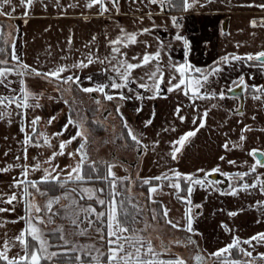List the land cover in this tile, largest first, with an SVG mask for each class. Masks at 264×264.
I'll return each mask as SVG.
<instances>
[{
	"label": "crops",
	"instance_id": "0c3cea01",
	"mask_svg": "<svg viewBox=\"0 0 264 264\" xmlns=\"http://www.w3.org/2000/svg\"><path fill=\"white\" fill-rule=\"evenodd\" d=\"M89 2L91 0H33L32 5L27 6L21 5L19 0H12L10 5H5L0 9V12L5 13L0 14V49H2L0 60L7 61V64H2L0 67L16 70L20 64H27L38 71L46 72L59 65H72L81 60L87 63L89 54L94 61L97 57L100 60L108 57L104 64L94 62L87 68H70L68 72L62 74L79 76L81 78L79 86L73 85L81 91L82 87L108 83L109 76L116 77L117 74L110 70L111 63L115 62L112 60L113 56H116V61L127 59L129 62H138L145 51L152 53L161 51L158 63L163 72V82L160 84L158 94L154 89L138 87L139 82L152 84L145 73L154 71L156 62L148 67L134 70L132 80L126 88H106L105 91L114 96L111 101L105 100L103 94L99 92L84 93L94 99L91 100L93 103L99 100L98 108L111 110L119 127H124L126 122L139 136L141 144L137 145L133 142L131 146H125L126 135L125 138L122 137L125 147L118 149L121 151L118 155V150L115 152L110 148L113 141L110 136L100 142L107 136L103 134L99 139L94 136L90 146H96L105 156L112 152L107 164L116 166L113 171L118 178L115 181L118 192L127 191L131 185H134L132 184L134 180L143 183L145 179L155 180L154 177L165 174L173 177V170L182 174H194L199 179H204L205 172L209 173L203 186L192 185L191 194L187 191L188 182L181 179L180 190L167 193L169 195L171 193L170 196L176 199L173 204L169 203L168 199L165 200L164 195L152 200L154 201L152 205L156 206L155 211L154 208L150 210L149 201L142 203L145 219L156 221L158 228L161 226L164 229L166 239L177 240L176 245L167 241L164 245L155 244L153 240L155 241L156 234H152L151 228L147 229L146 225L145 231L141 232V238L145 239L142 240L144 241L142 251H146L147 241H151L155 252L159 248L168 252L161 258L151 256L146 259L175 261L179 258L185 261V264H223L227 259L239 260L245 264H264V259L260 258V254L264 253V244L255 241L250 244H240V248L252 252L251 257L243 255L239 248L230 250L224 257L217 258L211 255L232 243L233 238H239L242 242L259 232H264V167L257 165L255 172L251 170V166L258 159V154L264 153V93L251 87L264 86V67L261 66L260 61L245 59L229 60L225 63L221 60L224 56L245 57L247 54L264 51V8L259 7L264 4V0H195L187 11L183 9L179 0L175 6L166 5L163 10L160 3L153 4L150 0H104V6L108 10L103 13L99 5L87 7ZM25 12L28 13L27 16L24 15ZM172 17H176L175 22ZM252 21H255V26ZM145 28L150 31L143 32ZM121 29L126 33L137 34L138 43L127 48L121 47V52L126 53V56L112 53V46L109 44L110 40L123 36ZM177 35L182 36L183 39L176 40ZM184 39L188 41L187 48ZM13 43L19 62L11 58ZM132 57H137V60H132ZM185 60L194 67L204 70L205 73L212 67L221 69L220 72L209 76L208 82L201 89L202 94H208L207 98L190 99L191 94L185 95L183 86L168 91L172 84L179 83V73L175 71V66L183 64ZM106 68L109 69L107 72L104 71ZM251 69L254 71L253 75ZM255 70L258 73H255ZM241 75L248 85L247 88L244 87L242 102L239 96L229 94L228 90L236 85L234 81H238ZM8 76L4 79L3 85H0V97H14L19 103L23 100L22 93L19 95L5 93V89L10 88L8 86L10 84H5V81L11 83L12 80ZM26 76L28 79L24 80V85L33 93L27 101L30 107L18 108L16 103L9 104L8 101L4 102L8 105L7 108L0 105V111L9 113L0 119V169L12 166L6 172L0 171V201H3L0 202V208L7 209L5 212H0V245L4 239L13 238L25 228L24 221L19 219L25 215L22 198L24 185H18L16 182L39 180L44 175V168L51 171L57 166V171L63 169L61 173L63 178L69 171V166H74L79 159L78 155L71 157L67 153L75 152L82 142L77 138L67 145L65 155H57L51 164L45 163L53 152L60 151V141L68 140L75 135L76 128L72 125L64 130L69 116L79 123L82 120L79 116L70 113L69 100L60 92L58 85L43 77L31 74ZM89 76L92 77L91 80L87 79ZM141 78H144L143 81ZM157 79L160 77L158 76ZM221 91L225 93L223 99L218 95ZM119 93H123L126 99H120ZM211 93L217 95L213 97ZM257 95L261 99H253V96ZM71 98L76 102L75 97ZM36 104L40 106L36 107ZM118 107L119 112H117ZM177 108L180 109L179 113L176 111ZM205 112L208 113L207 116H204ZM180 116L184 117L183 121L180 120ZM35 117H40V120L33 125L32 120ZM53 117L55 119H52ZM87 118L88 116L84 122ZM201 119L204 121L202 128L199 126ZM49 120L52 122L49 123ZM148 120L152 123L145 126ZM82 125L87 136L86 124ZM33 128L36 130L33 131ZM197 128L199 131L196 135L184 144L177 153V158L172 159V151L180 147L173 142L184 133L195 131ZM125 130L127 134L128 130L126 128ZM58 132H63V135L55 136L54 133ZM42 133L44 135H41ZM241 134L245 137L244 140L240 139ZM26 135L32 138L31 144L24 143ZM45 136L51 147L44 143ZM225 143H228V149L223 147ZM37 144L39 146H36ZM25 149H27V159L24 158ZM253 149L257 150L255 156L249 155ZM221 156L225 159L221 160ZM228 161L235 163L230 164ZM37 162L42 165L40 171L29 169L26 177L22 175L25 165L31 166ZM216 167H219L220 171L211 172ZM199 169H203L204 172L198 171ZM223 172L229 173V176L221 175ZM236 173H247V175L240 178L235 175ZM213 174L217 175V178H210ZM125 177L127 179H123ZM156 182L167 185L175 183L176 180L173 177L172 180L162 179ZM92 184L90 181L72 183L67 185V190L76 188L79 191L81 187L92 186L99 189L102 186ZM151 184L154 187V183ZM244 184L257 186L242 190ZM233 188L236 189V195L231 194ZM29 191L33 193L37 202L39 194L32 188ZM13 193L17 194L18 198L10 205L6 201ZM97 195L101 199L108 200L104 192ZM29 200L31 201L32 198L29 197ZM42 200L48 199L42 198ZM80 201L85 202L82 206L91 204L98 212L106 210L105 205L97 204L94 200L80 199ZM73 209L75 208H71L70 211ZM230 212L237 214L231 216ZM152 216L156 217L152 219ZM189 218L192 231L187 230ZM92 219L95 220V217L93 216ZM99 222L96 221V227ZM174 224L178 226L173 227ZM88 229L89 233L99 235L95 228ZM131 232L137 235L133 229ZM125 235L133 234L125 233ZM99 248L107 251V245L104 243ZM17 254L23 255L18 242L9 252V256ZM196 256L201 257L199 262L195 259ZM69 262L75 264V261L59 263L56 260L42 264H69Z\"/></svg>",
	"mask_w": 264,
	"mask_h": 264
},
{
	"label": "snow or ice",
	"instance_id": "6c2138e0",
	"mask_svg": "<svg viewBox=\"0 0 264 264\" xmlns=\"http://www.w3.org/2000/svg\"><path fill=\"white\" fill-rule=\"evenodd\" d=\"M21 5H27L31 6L33 3V0H19ZM151 3H160L162 10L163 7L166 5L175 6L177 3V0H150ZM195 0H179V3L182 5L183 9L185 11L189 10L192 6ZM12 3V0H0V9H3L5 5H10ZM93 5H99L101 8V12H105L108 9L104 6V0H91L86 6L91 8ZM259 7L264 8V4L259 5ZM15 9H13L14 11ZM0 14H5L3 12H0ZM7 15H11V13H6ZM25 16L28 15L27 12L24 13ZM173 22H175L176 17H172ZM253 26H255V21H252ZM150 30L148 28L143 29V32L147 33ZM121 32L123 33L122 37H117L114 40H110L109 44L111 47V52L114 54H119L121 56H126V53L121 52V47L127 48L132 44L138 43L137 40V34L136 33H126L123 29H121ZM176 40L183 39L182 36L177 35L175 37ZM93 40H95V37H93ZM184 45L187 48L188 47V41L184 39ZM14 43H13V51L11 53V58L14 61L19 62V58L15 53L14 50ZM2 51V49H0ZM161 58V51L157 50L154 53L145 51L142 57L139 58L138 62H129L127 59H120L116 61V56L112 57V60L115 61L111 63L110 70L114 73H116V77L109 76L108 83H98L94 87H82L81 91L85 93H91V92H99L103 94V97L105 100L111 101L114 99L113 95H109L105 89L111 88V89H123L128 86V83L130 80H132L133 72L136 69L139 68H145L153 64L154 62L157 63V66L154 71L146 72L145 76L148 80L152 81V84L149 85L145 82H139L138 87L145 88V89H154L156 93H159L160 84L163 82V72L161 70V67L159 66V61ZM108 57H105L104 60H100L97 57V60L94 61L92 59V55L89 54L87 56V63H85L83 60L74 63L72 65H59L53 70H49L46 72L38 71L36 68L30 67L27 64H20V67L16 70L17 74L21 77L26 75H35L37 77H43L46 79H56L59 81H62L64 84L69 85L68 91H71V85L75 84L79 86L80 77L73 75H67L63 76V73H66L69 71L70 68H87L90 64L94 62H99L101 64L105 63V60H107ZM260 61V64L262 67H264V51L255 53V54H247L245 57L239 56V55H231V56H224L221 58V60L225 63L229 62V60L233 61ZM132 60H137V57H132ZM218 63V62H217ZM7 64V61L0 60V65ZM109 69H104L105 72H107ZM13 69L7 68V67H0V84L4 83V79L7 77V74L9 72H12ZM175 71L179 73V83L172 84L168 91L171 92L175 89H180L181 86L184 88L185 95H189L190 99H205L207 98L208 94H202L201 89L204 87V85L208 82L209 76L214 75L221 71L219 67H212L207 73H205L204 70L200 68H196L190 63H188L187 60L184 61L183 64H180L179 66H175ZM193 73L199 74L198 76H193ZM160 77V79H157V77ZM88 80H91L92 77H87ZM144 78H141V81H143ZM119 81V82H118ZM21 88L20 92L23 94V100L19 103L16 102L14 97H0V105H3L4 108H7L8 105L5 104V101H8L9 104L16 103V106L18 108L23 107L27 108L30 107L28 104L29 97L33 96V93L27 90L26 86L24 85V80L21 79ZM171 83V82H170ZM234 84L236 86L243 85L245 88L248 87V85L245 82V78L243 75H241L238 79V81H234ZM254 90L264 93V86H260L257 88L255 85L251 86ZM231 91V89H228ZM211 96H216V93H211ZM219 97L221 99L225 98V93L221 91L219 94ZM120 99H126V97L123 95V93H119ZM139 98V97H137ZM253 99H261L260 96H253ZM67 103V101H65ZM97 104H99V100L96 101ZM36 107H39V104L35 105ZM139 111V109H137ZM177 113H179L180 109L177 108ZM117 112H119V107L117 108ZM9 113H6L4 111H0V119H3L5 115H8ZM208 113L205 112L204 116H207ZM123 119V117H121ZM181 121L184 120L183 116L179 117ZM52 119H55L53 117ZM40 120V117H35L32 120V124L35 125ZM52 121L49 120V123ZM196 121L194 120L193 123ZM152 121L148 120L145 122V126L151 124ZM72 125L76 128V132L74 136H71L68 140H62L59 143V152H53L52 156L49 157L48 161H45V163L51 164V161L54 157L57 155H65V149L67 145L71 144L73 141L77 140V138L81 139V143L79 147L75 150V152H68L67 155L71 157L79 156V159L76 161L74 166H69V171L64 174L63 178H61V173L63 172V169H60L57 171V167H53L51 171H49L47 168L43 169L44 175L40 177L39 180H31V181H17L16 183L18 185H24L23 189V202L25 205L24 211L25 215L19 217L20 220L24 221L25 228H23L18 235L14 236L11 239H4L2 245H0V262H3V264H42L43 261H52L53 258L61 255H67L68 253H81L76 254L74 256L75 264H185V261L182 259L177 258L175 261H154L153 259H146V256H152L155 257L157 253L152 248L151 241H147V248L146 251H142L144 249V242L142 241V238L137 236L135 233L133 235H125V233H129L132 231L129 227L125 225L124 222L120 219V210L123 208V201H117L116 197L120 196L121 193L116 191V183L115 181L118 179L116 177L115 172L113 169L116 167L113 164H106L107 172L105 175L100 176L97 175L96 179H102L104 181H107L111 187V192L109 193V199L106 201L105 199H101L98 197L97 193H103V188H92V187H81L79 191H77L76 188H73L71 192L65 193L62 197L61 196H55L47 200L46 204L43 206V208L35 202V197L33 196V193L29 191V187L34 189L36 193H38L41 196H47L48 193L41 190L39 187L40 184H48V183H56L59 184L61 187H64L68 182H84L86 180H91L93 177L91 175H88L85 173V166L88 167L90 172L92 173H98L97 168V162L91 161L89 163L88 160V154L85 151V146L88 142V137L85 134V131L83 130V125L75 120L72 119L71 116H69L67 123L64 125V130H67L68 127ZM201 128L204 127V121L201 119L200 125ZM124 127L128 130L127 135L130 137V139L135 142V144L140 145L141 140L139 136L135 133V131L125 122ZM36 129L33 128V131ZM21 131L23 132V127L21 128ZM174 131V129H173ZM199 131V128H197L195 131H188L184 133L182 136L179 137L177 141H174V144L180 145V147L174 148V150L171 153L172 159L177 158V153L181 151V148L184 146V144L193 136L196 135V132ZM41 135H44L43 133ZM55 136L63 135V132L54 133ZM241 140H244L245 137L243 134L240 136ZM25 144H31L32 138L28 135L24 138ZM44 143L51 147L49 140L45 136ZM36 146H39L37 144ZM225 149H228L229 145L228 143H225L223 145ZM257 150L253 149L249 155H256ZM261 156H264V153H260ZM25 159H27V149H25ZM19 159V157H18ZM221 160H224L225 157L221 156ZM230 164H234L235 161H228ZM259 165L260 167H264V162H262L260 159L256 160V163L251 166V170L253 172L256 171V167ZM12 166L9 165L8 168L0 169V171L6 172L9 168ZM42 168V165L37 162L34 165H25L22 170V175L25 177L29 173V169L32 171H40ZM198 171L204 172L203 169H199ZM219 167L213 168L211 172H219ZM55 173V174H53ZM209 173H204V179L196 178L194 174H182L179 171L173 170V177L175 178L176 182L171 183L170 186L180 190V180L183 179L188 182V188L187 191L189 194L193 191L192 185H204L205 180L207 179V176ZM221 175L229 176V173L223 172ZM237 177L242 178L243 176L247 175V173H236ZM109 177L112 179L109 180ZM173 177H169L168 175L163 176H157L153 179L155 180H172ZM123 179H127L126 177ZM259 182V180H258ZM144 184H149V180L145 179L143 181ZM211 183V182H210ZM256 184L248 185L244 184L242 186V190L247 189L249 187H256ZM157 191L156 188L150 187L149 192L153 193ZM72 193H77L79 198L81 200L87 199L89 201H95V203L100 205H105L106 210L98 212L95 207H93L91 204L85 206H80L78 204V201L75 199H72ZM232 195H236V189L233 188ZM29 197L32 198V200H29ZM17 194L13 193L7 198V203L12 204L13 201L17 200ZM61 199L69 200V204L61 205V207L65 210V213L68 215V218L70 220L71 225L74 226V231L71 233L65 234L64 227L57 226L56 228L52 229L53 234H57L58 240L62 241V244L55 245V247H58L62 249V251H52L50 252L49 249L51 247H54L50 243V240L48 238V233L45 232V230L41 227V225H48V224H54L55 220L53 219L54 216L58 215V213L53 212V205L59 204ZM3 202V201H0ZM73 205H76L75 211H70ZM14 210V209H13ZM7 209L0 208V212H5ZM81 214H83V220L80 219ZM236 212H230L229 215L235 216ZM165 215H167V212H165ZM95 217V220L92 219V217ZM104 218L103 221H101V218ZM155 218V217H153ZM86 221L87 227L81 228V224ZM96 221H100L103 227H96ZM12 223H15L16 221H11ZM171 223V221H169ZM173 227H177L178 225H172ZM226 227V226H225ZM88 228H95V231L99 234V240L102 241L104 244L107 245V251H102L100 248H97L95 245H84V246H78L77 244L70 241L67 236H85L88 234ZM187 230L192 231L191 228V219L188 220ZM257 242L264 244V232H259L253 236H251L249 239L240 241L239 238H233L232 243H229L226 247L220 248L216 252L212 253L211 255L220 258L224 257L226 253H229L230 250L234 248H239V251L248 257L252 256V252L246 251L243 248H240V244H250L251 242ZM18 242L19 246L21 247L23 251V255L17 254L16 256H9V252L13 247L16 246V243ZM70 245V246H69ZM95 253V255H93ZM84 257H91L90 260L84 259ZM104 258V259H102ZM260 258L264 259V253L260 254ZM195 259L197 261L201 260L200 256H196ZM71 264V262H69ZM223 264H245V262H241L239 260H227L225 259L223 261Z\"/></svg>",
	"mask_w": 264,
	"mask_h": 264
},
{
	"label": "rangeland",
	"instance_id": "374dc122",
	"mask_svg": "<svg viewBox=\"0 0 264 264\" xmlns=\"http://www.w3.org/2000/svg\"><path fill=\"white\" fill-rule=\"evenodd\" d=\"M16 70L13 69L12 72H9L7 74V75L10 76V78L12 80L10 81L11 83H8V80L5 81L6 82L5 84H10V85H8V86H10V88H6L5 89V93L19 95L21 93L20 92V88H21L20 81H21V78L23 80H27L28 79L27 76H23V77L19 76L17 74ZM255 73H258V72L255 70ZM251 74L252 75L254 74L253 69H251ZM16 77H18V78L15 79ZM0 85H3V84H0ZM58 87L61 89L60 92L65 94V97L68 98L69 103L71 105V108L73 110V114L75 116H79L80 117V119L82 120L81 123L82 124L83 123L86 124L85 127L87 128V130H91V131L93 130V132L95 134L94 136L96 138H98V139L101 138V136L103 134H107L105 139H102V141H100V142L105 141L106 138L108 139L109 136H110L113 139L112 146L110 148L112 150H115V152H116V150H118L120 148H123L125 146H131V145H128V143L125 146L123 145L122 137H124V136L122 134V130H121L122 128L119 127V125L117 124V120L112 115V111L111 110L105 109V108L102 109L103 107L102 108L101 107L98 108V104L93 103L91 101L93 98L91 96H89L88 94L87 95L80 94L78 92L79 90L75 87V85H71V91L67 90L69 88V85L64 84V83L59 85ZM71 97H75L74 99L76 100V102H74L72 100L73 98H71ZM95 99L97 100V98H95ZM80 101H82V102H80ZM94 110H96L95 114L92 117H90L92 122H90V120L88 118L84 122V119H86V116L88 114L92 115ZM83 115H84V117H82ZM93 122H94V124H93ZM91 123L93 124V126H95V123L103 124V126L105 127L104 131L101 132L100 130L99 131L98 130H94L93 129L94 127L92 126ZM95 144L98 145V146L100 145V143H95ZM99 151H100V149L97 148L96 146H89L87 148L86 152H87V154H89V158H92L93 157L92 155L94 153H96L97 155L100 156L101 153ZM111 153L112 152L108 153L109 157H110ZM120 153H121V151L118 150L117 154L119 155ZM132 184H134V185H131L128 188L127 191L126 190H123L124 192L121 191L122 192V193L120 192L121 195L116 197L117 201H123V208L120 210L121 218L125 220V219H127V216H130V219H131V222H132L131 225L130 224H126V223H125V225L127 227H129L130 229H133L134 231H136L137 236H140V237H142L141 236L142 235V233H141L142 230L145 231L146 225H147V229L151 228V232H153L152 234H156V236L158 237L157 238L155 236V241L153 240V242L155 244L160 243V244L164 245V243H166V241H167V243L176 245L177 240H175V239L174 240L166 239L167 237H166V234L164 232V229H162L161 226H160V228H158V223L156 221L152 222L151 219L150 220L148 219V221L145 219V217L143 215V212H142V208H143L142 207V203L149 201L148 205H149L150 210L152 211L153 208H154V211H155L156 210V206L152 205V203H154V201L152 202V200L160 197L161 195H164V199L165 200L168 199L167 201H169V203L173 204L176 201V199L172 198V196H170V195H171L172 192H176L177 189L171 187L170 184L165 185V184H163L161 182H156L155 181L154 182V188H156L157 191H155L153 193H150L149 192V188L146 191V189L143 187V185H141L142 182L140 183V182H137V181L134 180V182H132ZM152 186H153V184H151V187ZM40 188H41L42 191L48 193L47 196H40V195L38 196V201L36 203L41 205V207L44 206L46 204V202H47L45 200H42V198L50 199V198L55 197V196H61L62 197L65 193L71 192L70 190H67V185H65V187H61L60 189H57L59 191L51 190L49 188H48V190L45 189V188H42V187H40ZM92 188H94V187L92 186ZM101 188L104 189V193L106 194V199H109V193L111 192V187H108L109 189H108L107 193H106V186L102 185ZM145 191L147 192V194H146ZM169 191L171 192L170 195L167 194ZM72 199L77 200L78 204L80 206H82V204L85 203L83 201L82 202L80 201V198L77 195V193H72ZM65 201H66V203H65ZM62 202L64 204H69V200L61 199L59 204H54L53 205V212L58 213V215L53 217V219L55 220V223L54 224H48V225H41V227L45 230V232L49 234L48 238L50 240V243L52 245H54V247H51L49 249L50 252H52V251H57V252L62 251V249H60L58 247H55V245L62 244V241L58 240L57 234H53L52 233V229L56 228L57 226H61L62 225L64 227L65 234L71 233L72 231L75 230L74 226L71 225L70 220L68 218V215L65 213V210L61 207ZM72 208L76 209V205H73ZM130 208H132L133 210H130ZM75 209H73V211H75ZM157 217L160 220L159 215H157ZM83 218H84L83 214H81L80 219L83 220ZM152 219H154L153 216H152ZM103 220H104V218H101V221H103ZM98 225H99V227H103L101 222H99ZM98 225H97V227H98ZM80 226H81V228L87 227L86 221L84 223H82ZM137 229H139V230H137ZM129 233L133 234L134 232L130 231ZM67 238L70 241H72L73 243L77 244L78 246L95 245L97 248H99V246L100 245L102 246V244H103V242L99 240V235H95L93 232L89 233V229H88V234L85 235V236H71V235H68ZM142 240L145 241L144 238H142ZM156 247H159V246H156ZM172 252H174L173 249H172ZM155 253H157V255L155 256L156 258L157 257L161 258L162 255L168 254V252L162 250L161 248H159ZM76 254H81V253L78 252V253H75V254H72V255L75 256ZM93 255H95V253H93ZM57 257H60V256H57ZM57 257L53 258V260L57 259ZM146 257L149 258L151 256H146ZM84 259L90 260L91 257H84ZM43 262H50V261H43ZM60 263H62V262H60ZM194 264H196V263H194Z\"/></svg>",
	"mask_w": 264,
	"mask_h": 264
},
{
	"label": "trees",
	"instance_id": "16d2710c",
	"mask_svg": "<svg viewBox=\"0 0 264 264\" xmlns=\"http://www.w3.org/2000/svg\"><path fill=\"white\" fill-rule=\"evenodd\" d=\"M47 80H50L51 82H53V83H55L56 85H61V84H63V82L62 81H59V80H56V79H47ZM79 93L80 94H82V95H84V93L85 92H82V91H79ZM95 112H96V110H94V112L92 113V115L91 114H88L87 116H88V119L90 120V122H92V120H91V118L90 117H92L94 114H95ZM70 113L71 114H73V110H72V108H70ZM92 124V123H91ZM93 124H94V122H93ZM93 124H92V126H93ZM94 128V130H100L101 132H103L104 131V126H103V124H97V123H95V126H93ZM122 134H123V136L125 137L127 134H126V130H125V128L124 127H122ZM100 132V133H101ZM94 132H93V130L90 132V130H88V134H87V137H88V142H87V144H86V146H85V151H87V148L90 146V144L92 143V141H93V139H94ZM127 137V143H128V145H132L133 144V141L128 137V135L126 136ZM111 159V155H110V157H109V154L107 155V156H105V155H103V154H101L100 156L99 155H93V157L92 158H89V156H88V160H89V163L91 162V161H96L97 162V168H98V173H92V172H90V170L88 169V167L87 166H85V173L86 174H88V175H91L92 177H93V179H91V180H86V181H90V182H92V183H96V184H98V185H104V186H106V193H107V191H108V187H110V185H109V183L107 182V181H104V180H102V179H96V176L97 175H100V176H103V175H105L106 174V164H107V162L109 161ZM109 180H111V177H109ZM135 181H137L138 182V180H135ZM156 180H150L149 181V184H144V183H142L141 185H143V187L145 188V189H147L148 188V186L151 184V183H154ZM72 183H77V182H68L66 185H68V184H72ZM137 184V183H136ZM135 184V185H136ZM40 187H42V188H45V189H47L48 190V188L49 189H51V190H57V189H60L61 188V186L59 185V184H56V183H54V182H52V183H48V184H40L39 185ZM65 187V186H64ZM29 190H30V187H29ZM57 191H59V190H57ZM130 210H133L132 208H130ZM120 219H121V221L122 222H124V223H126V224H130L131 225V219H130V216H127V219H122L121 218V214H120ZM72 254H74V253H68L67 255H61L60 257H57V259H55L56 261H58L59 263L60 262H67V261H75L74 260V256L72 255ZM0 264H3V262H0Z\"/></svg>",
	"mask_w": 264,
	"mask_h": 264
},
{
	"label": "water",
	"instance_id": "95a60500",
	"mask_svg": "<svg viewBox=\"0 0 264 264\" xmlns=\"http://www.w3.org/2000/svg\"><path fill=\"white\" fill-rule=\"evenodd\" d=\"M243 91H244V86L243 85H241L239 87L235 85L231 89V91H229V94L239 96L240 97V100L242 102V94H243ZM258 159H260L262 162L264 161V158L260 154H258ZM210 178L215 179V178H217V175H215V174L210 175ZM197 262H199V261H197Z\"/></svg>",
	"mask_w": 264,
	"mask_h": 264
}]
</instances>
